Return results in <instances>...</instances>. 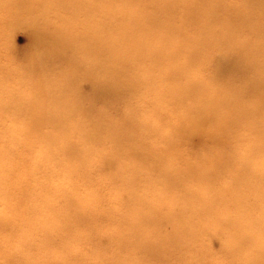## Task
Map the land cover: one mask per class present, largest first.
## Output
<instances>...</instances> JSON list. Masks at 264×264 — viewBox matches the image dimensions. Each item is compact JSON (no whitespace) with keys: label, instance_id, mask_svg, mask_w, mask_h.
<instances>
[{"label":"clouds","instance_id":"clouds-1","mask_svg":"<svg viewBox=\"0 0 264 264\" xmlns=\"http://www.w3.org/2000/svg\"><path fill=\"white\" fill-rule=\"evenodd\" d=\"M0 264H264V0H0Z\"/></svg>","mask_w":264,"mask_h":264},{"label":"bare ground","instance_id":"bare-ground-1","mask_svg":"<svg viewBox=\"0 0 264 264\" xmlns=\"http://www.w3.org/2000/svg\"><path fill=\"white\" fill-rule=\"evenodd\" d=\"M30 35L31 45L32 46H44L45 39L42 36H39L38 34L32 33Z\"/></svg>","mask_w":264,"mask_h":264},{"label":"rangeland","instance_id":"rangeland-1","mask_svg":"<svg viewBox=\"0 0 264 264\" xmlns=\"http://www.w3.org/2000/svg\"><path fill=\"white\" fill-rule=\"evenodd\" d=\"M21 37H23V40H22ZM16 40H17L18 44H19V43L26 42V40L29 41V42L31 43L29 33H19V34L16 36Z\"/></svg>","mask_w":264,"mask_h":264}]
</instances>
